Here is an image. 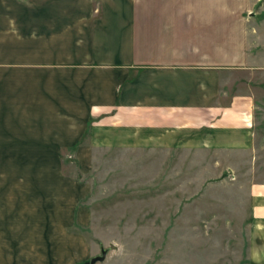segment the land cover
<instances>
[{
  "label": "crops",
  "instance_id": "0c3cea01",
  "mask_svg": "<svg viewBox=\"0 0 264 264\" xmlns=\"http://www.w3.org/2000/svg\"><path fill=\"white\" fill-rule=\"evenodd\" d=\"M239 5L0 0V264H78L85 177L134 150L141 168L156 154L163 186L183 167L205 186L233 177L248 264H264V8Z\"/></svg>",
  "mask_w": 264,
  "mask_h": 264
},
{
  "label": "rangeland",
  "instance_id": "374dc122",
  "mask_svg": "<svg viewBox=\"0 0 264 264\" xmlns=\"http://www.w3.org/2000/svg\"><path fill=\"white\" fill-rule=\"evenodd\" d=\"M228 2L230 7L240 3L246 13L264 8V0ZM252 85L262 89L264 98V72ZM258 105L256 129L264 146V99ZM145 155L139 150L104 154L114 158L97 160L94 171L85 177L93 185L82 201L89 205L91 220L85 228L73 225L71 231L85 234L86 246H79L76 252L86 248L88 253L74 257L76 262L101 256L105 249L104 259L95 264H248L247 235L237 220L233 177H220L205 186L200 167L195 175H187L189 169L183 167L182 175L163 186L172 180L171 175L164 177L162 167L158 170L156 154L141 168L140 157ZM76 166L70 163L66 168L77 175ZM19 226L11 224L10 230L19 231ZM4 241L6 245L28 242ZM61 244L52 241L53 246ZM57 258L58 264H66L67 256Z\"/></svg>",
  "mask_w": 264,
  "mask_h": 264
},
{
  "label": "water",
  "instance_id": "95a60500",
  "mask_svg": "<svg viewBox=\"0 0 264 264\" xmlns=\"http://www.w3.org/2000/svg\"><path fill=\"white\" fill-rule=\"evenodd\" d=\"M106 250L104 249L103 250V255H97V256H94L93 258H91L89 261H85V262H83V263H80V264H95L96 262H98V261H100V260H102V259H104V257H105V252Z\"/></svg>",
  "mask_w": 264,
  "mask_h": 264
}]
</instances>
